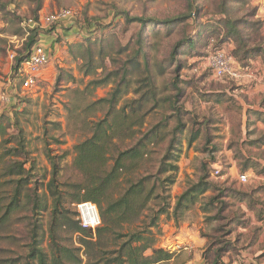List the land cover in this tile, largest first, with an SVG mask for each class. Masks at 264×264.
Listing matches in <instances>:
<instances>
[{"label":"rangeland","instance_id":"rangeland-1","mask_svg":"<svg viewBox=\"0 0 264 264\" xmlns=\"http://www.w3.org/2000/svg\"><path fill=\"white\" fill-rule=\"evenodd\" d=\"M221 1L195 0V14L196 11L197 14L195 17L191 15L192 20H190L187 19L189 13L187 0H0V6L4 8L3 11L0 8V30L3 31L0 34V114L9 111L14 98L25 100L20 104L18 116L15 117L26 153L25 156L21 155L19 160H28L32 165L36 176L35 181L42 187L38 191L39 194L45 193L43 188L50 178L46 152L56 156L68 152V157L61 162L59 182L75 181L74 172L70 169L73 159L72 147L86 135L83 138L80 131L74 127L75 120L67 111L69 101H74L77 106L83 107L99 99L107 98L111 89L117 84L116 80L106 87L97 88L92 95H87L86 99L81 95L71 94L72 89L82 90L84 84L91 79V77L83 76L79 71L82 63L75 60L69 53V45L74 46L82 41L83 32L80 31L83 26H86V22L90 21L92 24L102 26L111 24L115 19L116 11H124L130 17L160 20L182 17L183 23L177 25L174 33L169 37L164 34L154 38L150 36L153 31L164 32L165 27L161 25L150 26L140 31L136 24L128 27L123 21L115 23L114 26H117L105 31V36L102 38L104 48L112 44L114 51L110 59L106 60V70L104 72L99 70L95 75V78H104L110 72L126 67L128 60L134 58L138 46L136 42L140 37L145 47L143 53L147 55V71L142 72L143 63L140 62L142 63L139 68L141 72L138 75L129 76L133 84L130 93L124 97L123 101L138 99L145 92V86L149 87H147L148 92L157 94L156 99L160 101V98H164L163 96L173 93L171 82L177 80V86L183 92L181 98H178V105L190 110L201 123H207L206 129H203V137L196 143L190 148H187L185 142L183 143V152L179 161L175 163L178 172L174 183L165 192V195L169 196L170 210L167 215L161 216L158 220L160 235L156 237V247L169 252L172 257L169 261L160 264H204L207 258L213 257L211 253L203 254L204 249L210 242L218 239L234 242L236 249L223 258L226 262L230 261L228 264H264L263 190L259 191L256 197L258 200L255 199L252 206L246 202H236L232 211L243 213L245 225L233 229L230 236L226 235L231 228L226 220L209 222L206 219L208 214L202 210L205 198L217 195L220 192L217 191L218 189L248 193L264 184V125L257 124L258 119L255 116L248 117L244 112V106L256 111L261 106L264 107V94L249 90L242 82L217 78L208 67V57L213 46L230 54L239 65L237 59L231 54L235 47V40L224 37L226 28L221 24L224 19L239 24L238 29L241 34L251 38L250 46L264 44V0H226L225 15L220 13ZM65 9L70 11L69 19L52 25L46 24L45 19L48 16ZM35 13L39 20L36 26L48 34L42 35L40 44L48 52L46 70L48 65L50 70H45L44 80H41L38 87L30 94L23 90L19 80L16 86L15 82H12L13 57L21 47L23 39L12 37L10 31L17 23L15 17L22 19L25 26L28 20L33 19ZM257 22L260 27L258 30H256L258 25L253 26ZM209 26L216 27L214 32ZM65 27L70 28L68 33L61 30ZM192 30L197 32L202 30L194 50L188 51L187 48H183L175 59H171L172 46L181 40L184 33L193 32ZM93 50L97 52L95 48ZM59 71L62 72L64 80L57 83ZM67 75L76 79L75 84L67 82ZM137 79H145L147 84L144 81L141 84H134ZM138 86L143 89L139 94H135L134 90ZM214 95L215 98L218 95L221 101L215 102L211 97ZM204 96H208L209 102L204 101ZM152 106V104L148 105V108L153 109L147 118L148 124H157L163 116V110ZM7 115L8 117L0 121L3 138L10 142L5 147L15 149L17 144L11 137L16 138L18 131L14 125L13 116L10 113ZM102 115L103 113H97L93 118L90 114L86 120L95 121ZM249 120L255 123L248 124ZM183 121L187 122V119L184 117ZM78 126L79 123H77ZM206 139H208L207 142ZM127 146H129L127 141L122 144V147ZM214 146L221 149L219 153L210 151V147ZM165 147V143H160L154 148L153 155L145 160L143 167L134 172L132 177L135 179L148 173H156L158 161ZM204 148H207V151L202 152ZM213 159L214 164L211 163ZM215 170H219L218 175H215ZM203 171L207 181L216 189L201 196L195 205H189L183 211L174 212L176 198L192 185L198 184ZM168 176L166 174L162 178ZM241 176H246V183L239 180ZM32 182L34 180L31 184ZM47 200L50 205L51 200L48 197ZM225 200L234 202L232 198L223 199ZM68 208L77 212L74 205ZM229 213L228 210L222 216L229 217ZM25 214L22 213L21 216ZM49 215L48 211L38 217L45 231ZM27 227L28 220L20 219L11 230L17 239L0 240V258L14 257L15 254L24 251L25 243L22 236ZM44 242L45 247L46 235Z\"/></svg>","mask_w":264,"mask_h":264},{"label":"trees","instance_id":"trees-1","mask_svg":"<svg viewBox=\"0 0 264 264\" xmlns=\"http://www.w3.org/2000/svg\"><path fill=\"white\" fill-rule=\"evenodd\" d=\"M187 2L189 7L187 19L192 20L191 15L195 17L197 14V11L195 14V0H187ZM225 2L226 0H222L220 5L222 15L226 13ZM0 8L3 11V6ZM15 18L17 23L10 31V35L23 39L12 63L11 77L16 86L19 83L17 80L21 65L32 49L41 45L42 35L47 33L38 26L32 28L24 26L22 19ZM114 18L111 24L105 26L87 21L86 26H81L82 41L74 46L69 45V53L82 63L79 71L84 77H91L82 90L74 88L71 94L81 95L86 99V96L92 95L97 88L106 87L117 80L115 88L111 89L107 98L83 107L77 106L74 101H69L67 105L68 114L75 120L74 127L80 131L83 138L86 135L72 147L73 159L70 169L74 172V182H59L61 162L68 157V152L59 156L46 152L50 178L43 188L45 193L39 194L38 191L42 187L35 181L32 165L28 160H19L20 156H25L26 153L15 117L18 116L20 104L25 100L14 98L9 111L0 114L1 121L10 113L18 131L16 138L11 137L16 142L17 148L6 149L5 145L10 142L3 138L0 125V240L17 239L11 232L12 227L20 219L28 220V227L22 236L25 243L24 251L15 254L14 257L0 258V264H160L169 261L172 257L169 252L156 247V237L160 235L158 220L170 210L169 196H166L165 192L174 183L178 172L175 163L179 161L183 152V143L185 142L187 148H190L203 137V129H206L207 123H201L190 110L178 105V98H181L183 92L177 86V80L171 82L173 93L163 96L160 101L156 99L157 94L147 91L148 86H145V92L138 99L123 101L130 93L133 84L129 76L138 75L142 63V72L147 71V55L143 53L145 47L140 37L136 42L138 46L134 58L128 60L126 67L110 72L104 78H95V75L99 70L103 72L106 70V60L110 59L114 51L112 44L104 48L102 38L105 36V31L117 26H114L115 23L123 21L128 27L136 24L140 31L150 26L161 25L165 27L164 32L153 31L150 36L154 38L164 34L169 37L174 33L176 26L183 23L182 17L160 20L130 17L124 11H116ZM31 21L38 24L37 13L33 14ZM221 24L226 28L224 37L235 40L231 54L237 59L241 69H246L257 57H262L264 60L263 43L250 46L251 38L241 34L238 29L239 24L235 21L224 19ZM257 25L258 22L253 26ZM209 28L212 32L216 29L213 26ZM258 29H260L259 25L256 30ZM61 30L68 33L70 28L65 27ZM201 31L184 33L181 40L172 46L171 59H175L183 48H187L188 51L194 50L196 41L202 34ZM93 48L97 50L96 53ZM218 50L221 49L213 46L211 53ZM67 76V82L75 84L76 79L71 75ZM56 80L57 83L64 80L61 71L58 72ZM143 81L147 84L145 79H137L134 84H141ZM142 89L138 86L134 93L139 94ZM211 97L217 103L221 101L218 95L216 98L215 95ZM122 101L123 104L120 105ZM204 101L209 102L208 96H204ZM150 104L153 108L163 110V116L157 124H148L147 118L153 110L148 108ZM97 113L103 115L95 121L86 120L90 114L95 118ZM253 115L257 117L258 114L255 112ZM184 117L187 122L183 121ZM77 123H79L78 127ZM126 141L129 146L122 147ZM160 143H165L166 147L158 161L156 173H148L134 179L132 177L134 172L143 167L145 160L153 155V149ZM220 150L218 146L210 147L212 153L217 154ZM205 151L207 148L202 149V152ZM211 163L214 164L215 160L213 159ZM166 174L169 176L162 178ZM32 180H34L33 184H31ZM215 189L214 185L207 181L205 171L201 172L198 184L192 185L176 198L174 212L195 205L201 196ZM260 190L264 191V185L248 193L218 189L217 191L220 192L217 195L205 198L202 210L208 214L206 219L209 222L226 220L227 225L231 227L226 235L230 236L233 229L245 225L243 213L232 211L236 202H246L252 206L255 199L258 200L256 197ZM47 197L51 200L50 205ZM229 198L234 202L223 201ZM83 203H91L97 207L100 224L94 230L83 229L76 220L77 212L68 208L70 205L75 207ZM228 210L229 217L222 216ZM48 211L50 215L45 231L38 217ZM22 213H26L25 216H21ZM235 249L234 242L230 240H214L204 249L203 254L211 253L213 256L212 259L207 258L204 264H228L223 258Z\"/></svg>","mask_w":264,"mask_h":264},{"label":"built area","instance_id":"built-area-1","mask_svg":"<svg viewBox=\"0 0 264 264\" xmlns=\"http://www.w3.org/2000/svg\"><path fill=\"white\" fill-rule=\"evenodd\" d=\"M69 17H71L70 11L65 9L48 16L45 21L47 25H52ZM26 25L32 28L37 24L28 20ZM47 64V50L43 45L35 46L19 69L18 80L22 84L25 92L31 94L33 89L37 88L41 83V80H44L43 76L45 74ZM208 67L217 78H228L238 81L245 74V69H241L235 63L234 58L223 50L215 51L209 55ZM214 173L215 175H218L219 170H215ZM239 180L242 183L247 182L246 176H241ZM76 211L78 214V221L83 229L94 230L100 224L96 207L91 203L76 205ZM89 212H91V214H89Z\"/></svg>","mask_w":264,"mask_h":264},{"label":"crops","instance_id":"crops-1","mask_svg":"<svg viewBox=\"0 0 264 264\" xmlns=\"http://www.w3.org/2000/svg\"><path fill=\"white\" fill-rule=\"evenodd\" d=\"M50 66L48 65V69ZM46 70V71H47ZM46 75V74H45ZM237 83H243L245 85L244 87H248L249 90L263 93L264 94V60L262 57H257L253 61H251L248 65V67L245 69V74L241 79L238 81H235ZM248 85V86H247ZM264 99V98H263ZM244 106V105H243ZM244 112L248 117H254L253 113H257V124L264 125V107L261 106V108L258 109V111L253 110L252 108H246L244 106ZM255 123V121L249 120L248 124ZM264 185V184H263ZM228 256V255H227ZM225 259H223L224 261ZM229 260V259H228ZM225 263H230V261H224Z\"/></svg>","mask_w":264,"mask_h":264}]
</instances>
